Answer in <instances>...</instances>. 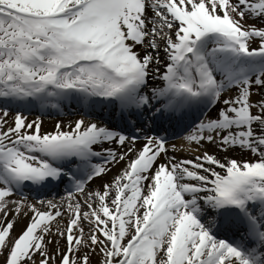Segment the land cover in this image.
Listing matches in <instances>:
<instances>
[{
  "label": "snow or ice",
  "instance_id": "1",
  "mask_svg": "<svg viewBox=\"0 0 264 264\" xmlns=\"http://www.w3.org/2000/svg\"><path fill=\"white\" fill-rule=\"evenodd\" d=\"M72 103L111 106L122 126L81 118L42 132L25 115ZM193 110L204 119L186 126L188 144L255 159L169 155L158 122ZM65 181L60 201L23 195ZM93 254L264 264V0H0V256L91 264Z\"/></svg>",
  "mask_w": 264,
  "mask_h": 264
},
{
  "label": "bare ground",
  "instance_id": "2",
  "mask_svg": "<svg viewBox=\"0 0 264 264\" xmlns=\"http://www.w3.org/2000/svg\"><path fill=\"white\" fill-rule=\"evenodd\" d=\"M139 50V49H138ZM161 57H163V53L161 52ZM151 85H161L162 82L157 81V80H151L150 81ZM75 106V108H68L65 110V112L67 111H71L70 113L74 114V115H58L55 116L54 114L51 116H40L39 118L43 121L42 123V128L45 129H52L55 127L56 123L59 122L61 123L64 128L66 130H68L67 125L69 124H74V122L77 119H81L84 118L86 120L89 121H94V122H98V123H102V124H108V126H115L116 122L121 123L122 122L116 118V117H112L110 115L112 108L111 106L107 107V108H103L101 106H95V109L92 110L93 113L90 115L89 114V108L87 107H82L81 105L78 104H73ZM77 109V111L75 110ZM35 118H38L37 116H35ZM169 134V133H168ZM185 136V134H183L182 136H180L179 138H177L175 140V142L173 143L174 145H176L177 150L175 152L170 151L169 155H174L177 157V159H192L194 158L196 155H200L203 152L207 151L210 154H214L217 156V158H219L222 162H224L226 159H232L231 157H227L228 154L226 155V153H222V152H216L213 149V145H209L207 143H204L200 148L198 153H191L190 150H193L194 152H196V148L197 146L195 144H188L183 137ZM143 143V140H140L137 143V147H139L141 144ZM123 167V163H121L120 165H115L111 167V171L108 172L106 175L95 179L90 185L89 188L93 189V190H99L101 185H103L104 183H108L110 182L114 176H116L117 174H119V171L122 169ZM218 171L220 169H217ZM221 171V170H220ZM67 195V193H65L61 198L65 197ZM51 198V197H50ZM44 200H48V199H44ZM55 201H59V198H54ZM30 201H32V199H30ZM24 220H26L24 217H20L18 219L17 224H19L20 222H23ZM16 224V225H17ZM101 256L98 255V264H100L101 261Z\"/></svg>",
  "mask_w": 264,
  "mask_h": 264
},
{
  "label": "rangeland",
  "instance_id": "3",
  "mask_svg": "<svg viewBox=\"0 0 264 264\" xmlns=\"http://www.w3.org/2000/svg\"><path fill=\"white\" fill-rule=\"evenodd\" d=\"M253 22L254 21H252V20L247 21V23H253ZM253 98L256 99L257 97H253ZM65 107H66V105H64L63 107L59 108L58 110L60 112H58V113H56L58 110L54 111L52 109L47 110V111H44V110H33L31 112H25V115L28 116L29 120L36 119L35 116H37L39 118L40 116H51L53 114L55 116L56 115H74L72 113L63 114L64 110L66 109ZM52 112H54V113H52ZM214 114H215L214 110H211V112H209V115H214ZM14 115H15V112L14 111H10V115L8 117L9 124L11 123L12 118H13ZM202 119H204V117H202ZM53 130H54V128H52V129L42 128V132H51ZM64 130H66V129L64 128ZM169 145H173V144L169 143ZM213 149L216 152L226 153V155L228 154V156H227L228 158L231 157L232 159H237L238 161H251V160L255 159L249 152H247L245 150H241L239 148L230 149L229 151L224 152V151H221L216 145H213ZM176 150H177V148H176ZM190 152L191 153L200 154V153H198L197 150H196V152H194L193 150H190ZM23 195L27 196L29 201H30V199H32V201H35L37 199H42V200L48 199L49 200V199H54V198H59V201H60L61 197L63 196V194L62 195L60 194V195H57L56 197H51V198H50V196H48V194L36 195L35 196L34 194H32V192H30L29 190H25V189L23 190ZM19 198H20V193H17V195L13 197V199H19ZM26 223H27V220H24L23 222H20L19 224H17L15 229H14V231H13V233H12V235L13 236L18 235L20 233L21 229L24 227V225ZM63 245H64V242L61 241L60 242V247L63 248ZM49 247H50V249H54L56 247V245L53 244V245H50ZM97 260H98V254H93L92 257H91V264H98ZM0 264H3V257L2 256H0Z\"/></svg>",
  "mask_w": 264,
  "mask_h": 264
}]
</instances>
